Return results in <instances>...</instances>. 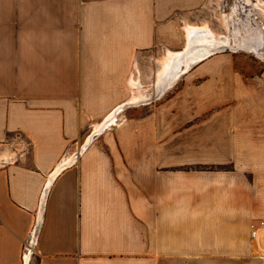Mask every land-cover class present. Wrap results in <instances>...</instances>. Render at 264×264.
<instances>
[{
	"label": "crops",
	"instance_id": "obj_1",
	"mask_svg": "<svg viewBox=\"0 0 264 264\" xmlns=\"http://www.w3.org/2000/svg\"><path fill=\"white\" fill-rule=\"evenodd\" d=\"M206 2L0 0V264H264V69Z\"/></svg>",
	"mask_w": 264,
	"mask_h": 264
},
{
	"label": "rangeland",
	"instance_id": "obj_2",
	"mask_svg": "<svg viewBox=\"0 0 264 264\" xmlns=\"http://www.w3.org/2000/svg\"><path fill=\"white\" fill-rule=\"evenodd\" d=\"M193 15L196 20L202 21L201 25L209 24L217 37L229 36L231 41L242 38L255 44L257 49L254 51L226 47L227 50L224 51L233 55L236 69L245 74L264 69V0H207ZM174 89L167 91L164 97ZM30 248L32 249V245ZM29 263H36L33 251Z\"/></svg>",
	"mask_w": 264,
	"mask_h": 264
},
{
	"label": "bare ground",
	"instance_id": "obj_3",
	"mask_svg": "<svg viewBox=\"0 0 264 264\" xmlns=\"http://www.w3.org/2000/svg\"><path fill=\"white\" fill-rule=\"evenodd\" d=\"M206 31V30H205ZM208 33V32H207ZM207 35V34H206ZM262 36V35H261ZM209 37V36H208ZM207 39V38H206ZM205 39V40H206ZM209 41V45L207 46L206 51H214L215 49H218L220 48L219 46L222 45L224 47H230V48H246V49H249V50H256L257 48L254 46L255 44L252 42H249V41H246L242 38H236L234 40H230V37L229 36H225L222 37L221 39H218V38H215L213 34L210 33V37L209 39H207ZM248 40V39H247ZM202 42V41H201ZM197 58V57H196ZM167 63V62H166ZM165 63V68H164V72H166V64ZM141 97V96H140ZM139 99V98H138ZM146 99V98H145ZM133 101H135V99H133ZM137 101V100H136ZM139 101V100H138ZM130 102V101H128ZM118 107V106H117ZM113 112V111H111ZM110 117V116H109ZM107 120V119H106ZM113 118H111L109 121L110 122H113ZM109 123V122H108ZM104 125V123H103ZM105 127V126H104ZM97 128V129H96ZM95 130H99L101 128V125L99 126H96ZM99 128V129H98ZM28 257H29V253L25 252L24 254V264H28Z\"/></svg>",
	"mask_w": 264,
	"mask_h": 264
},
{
	"label": "built area",
	"instance_id": "obj_4",
	"mask_svg": "<svg viewBox=\"0 0 264 264\" xmlns=\"http://www.w3.org/2000/svg\"><path fill=\"white\" fill-rule=\"evenodd\" d=\"M259 224H262V222H259ZM34 230H35V227L32 228V233L30 234V237L28 238V241L26 242V244L24 246V250H23V254H22V257H24L25 252L29 253L28 261L30 259V255L32 253V251H31L32 249L30 247H31L32 243L34 242V235H33ZM251 235H253V236L258 235L257 229H253L251 231Z\"/></svg>",
	"mask_w": 264,
	"mask_h": 264
},
{
	"label": "trees",
	"instance_id": "obj_5",
	"mask_svg": "<svg viewBox=\"0 0 264 264\" xmlns=\"http://www.w3.org/2000/svg\"><path fill=\"white\" fill-rule=\"evenodd\" d=\"M198 169H211L210 166H204V165H201L200 167H197Z\"/></svg>",
	"mask_w": 264,
	"mask_h": 264
}]
</instances>
